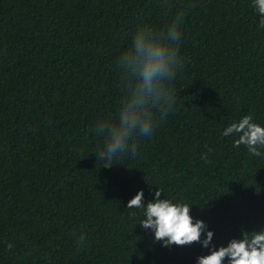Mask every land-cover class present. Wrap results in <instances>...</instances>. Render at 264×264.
<instances>
[{"label":"trees","instance_id":"obj_1","mask_svg":"<svg viewBox=\"0 0 264 264\" xmlns=\"http://www.w3.org/2000/svg\"><path fill=\"white\" fill-rule=\"evenodd\" d=\"M250 4L0 0V264H195L208 249L162 246L127 208L158 187L193 204L217 247L264 228V156L221 134L243 115L264 124V30ZM177 11L175 105L135 157L103 166L95 129L118 114L117 57L138 25Z\"/></svg>","mask_w":264,"mask_h":264},{"label":"clouds","instance_id":"obj_2","mask_svg":"<svg viewBox=\"0 0 264 264\" xmlns=\"http://www.w3.org/2000/svg\"><path fill=\"white\" fill-rule=\"evenodd\" d=\"M256 13L257 28L264 30V0H251ZM183 35V12L177 11L169 22L160 27L140 24L132 34L127 47L119 54L116 64L121 73L122 97L118 114L113 120L98 121L96 135L102 146L95 153L111 166L121 155H137V137L149 136L158 120L172 111L175 94L172 82L182 67L180 42ZM222 136H232L233 147L244 145L257 157L264 156V124L252 115H243L223 128ZM144 192L139 190L128 201L127 208L139 209L142 228L153 233V239L162 246L199 242L207 254L199 255L195 264H264V228L242 230L239 237L226 245L212 243L214 230L203 219L190 214L193 204L162 198L158 187L151 200L144 203ZM83 246L85 237H79ZM9 248L12 244L7 245Z\"/></svg>","mask_w":264,"mask_h":264}]
</instances>
